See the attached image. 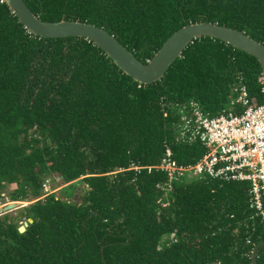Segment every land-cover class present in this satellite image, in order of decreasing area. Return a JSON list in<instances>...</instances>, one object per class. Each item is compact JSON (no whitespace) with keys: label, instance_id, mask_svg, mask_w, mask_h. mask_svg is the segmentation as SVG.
<instances>
[{"label":"trees","instance_id":"trees-1","mask_svg":"<svg viewBox=\"0 0 264 264\" xmlns=\"http://www.w3.org/2000/svg\"><path fill=\"white\" fill-rule=\"evenodd\" d=\"M24 2L41 21L105 29L144 64L197 22L264 45V0ZM260 77L256 58L201 37L162 79L139 84L86 39L34 36L0 0V204L8 184L16 186L10 201L36 199L22 210L32 219L22 233L0 216V264H251L264 224L246 182L184 178L165 194L164 173L129 168L159 163L164 144L178 163H194L204 150L173 143L169 104L193 100L216 117L244 86L257 106ZM51 176L72 189L84 184L81 201L41 194ZM256 260L264 264V248Z\"/></svg>","mask_w":264,"mask_h":264},{"label":"built area","instance_id":"built-area-1","mask_svg":"<svg viewBox=\"0 0 264 264\" xmlns=\"http://www.w3.org/2000/svg\"><path fill=\"white\" fill-rule=\"evenodd\" d=\"M264 98V78H259ZM237 96L231 107L210 117L200 105L190 100L169 104L173 115V143H198L203 154L190 164H180L173 158L170 144H164L159 163L151 166H130L136 172L153 170L164 173L167 181L157 185L165 194L173 183L184 178H210L221 182H246L248 206L264 224V101L253 106L244 86L235 89ZM168 114V112L166 113ZM48 180L43 186L47 193ZM52 193V192H51ZM171 241H174L171 236Z\"/></svg>","mask_w":264,"mask_h":264},{"label":"water","instance_id":"water-1","mask_svg":"<svg viewBox=\"0 0 264 264\" xmlns=\"http://www.w3.org/2000/svg\"><path fill=\"white\" fill-rule=\"evenodd\" d=\"M4 1L24 28L34 36L44 39L66 37L86 39L101 49L119 70L139 84L147 85L162 79L170 65L181 57L187 45L201 37L220 40L239 51L253 56L257 59L264 78V45L233 28L208 22L185 25L167 38L153 57L144 64L137 60L130 51L111 34L107 33L105 29L80 21H41L30 11L24 0ZM41 194H44L43 191ZM22 205V201L9 202L0 207V215L22 207ZM29 223H32V219L25 221L24 225L18 228V231L20 233L24 232ZM260 247L264 248V244H259L253 248L251 264H257V252Z\"/></svg>","mask_w":264,"mask_h":264},{"label":"rangeland","instance_id":"rangeland-1","mask_svg":"<svg viewBox=\"0 0 264 264\" xmlns=\"http://www.w3.org/2000/svg\"><path fill=\"white\" fill-rule=\"evenodd\" d=\"M47 180H48V185H47L48 191H47V193L50 194L52 192L55 194L56 197H58L62 200H69V201H73V202H80L81 201V196H82L83 191H84V184L75 183L74 184L75 188L72 189L69 185L63 184V182L60 181V178L55 179V177L51 176V177L47 178ZM15 188H16V186L13 184L6 185L5 191H4L5 201H4V203L0 204V207H2L3 205H5L9 202H12L9 200L8 194L10 192H12ZM72 194H73V196H72ZM71 196H72V198H68ZM42 197H44V195H42L41 198ZM35 201H36V199H33L32 197L28 198V199L22 201L23 202L22 207L7 211L6 213H3L0 216L8 215L10 218L13 219V221L15 223L18 224V226H23L26 219L22 214V210L24 207H27L28 205L34 203Z\"/></svg>","mask_w":264,"mask_h":264}]
</instances>
